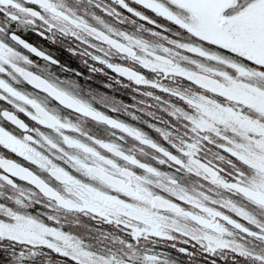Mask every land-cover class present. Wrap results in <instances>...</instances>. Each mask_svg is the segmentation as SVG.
<instances>
[{
	"label": "snow or ice",
	"instance_id": "snow-or-ice-1",
	"mask_svg": "<svg viewBox=\"0 0 264 264\" xmlns=\"http://www.w3.org/2000/svg\"><path fill=\"white\" fill-rule=\"evenodd\" d=\"M30 2L50 19L17 0H0V12L82 31L140 66L108 64L152 89L156 138L11 63L0 43V73L9 64L35 93L0 78L10 104L0 108V264H179L198 253L264 264V0H135L151 39L114 38L61 0ZM79 118L110 131L92 134Z\"/></svg>",
	"mask_w": 264,
	"mask_h": 264
},
{
	"label": "flooded vegetation",
	"instance_id": "flooded-vegetation-1",
	"mask_svg": "<svg viewBox=\"0 0 264 264\" xmlns=\"http://www.w3.org/2000/svg\"><path fill=\"white\" fill-rule=\"evenodd\" d=\"M17 2L22 7H31L40 11L45 19H50L46 12L40 10L38 5L32 4L30 0H17ZM125 2L133 9V13L127 12L114 0H61L65 7L74 10L91 26L113 35L114 38L119 39L115 34L124 32L151 39L150 31H146L151 29V25L134 14L135 12L144 14L145 10L136 4L135 0H125ZM6 11L18 14L11 9ZM148 15L151 17V13ZM28 20L34 22L29 23ZM13 36L16 38L13 39ZM0 43L12 49L14 55L9 57L11 63L40 76L93 109L118 118L156 138V134L148 127L150 118L147 113L150 111L155 113L158 109L151 97L143 94L152 89L139 86L130 78L116 73L114 68L108 67V64H119L142 72L140 66L127 56L96 41L82 31L49 28L42 21L30 17L14 21L5 12H0ZM3 66L6 72L0 73V78L17 90L35 95L31 86L24 82L9 64ZM148 76L154 78L153 74ZM48 106L57 108L52 100L48 101ZM9 107L10 104L0 102V108ZM57 112L62 117L67 115L63 109H57ZM77 122L81 128L92 134L107 136L110 131L102 124L89 119L79 118ZM220 255L224 254L220 253ZM217 260L218 264L232 262L227 257L224 260H219L217 257ZM179 264H208V261L203 259V254L198 253L191 261L181 259Z\"/></svg>",
	"mask_w": 264,
	"mask_h": 264
},
{
	"label": "rangeland",
	"instance_id": "rangeland-1",
	"mask_svg": "<svg viewBox=\"0 0 264 264\" xmlns=\"http://www.w3.org/2000/svg\"><path fill=\"white\" fill-rule=\"evenodd\" d=\"M114 1H117V0H114ZM112 4H117V3H112ZM162 23V22H161Z\"/></svg>",
	"mask_w": 264,
	"mask_h": 264
},
{
	"label": "bare ground",
	"instance_id": "bare-ground-1",
	"mask_svg": "<svg viewBox=\"0 0 264 264\" xmlns=\"http://www.w3.org/2000/svg\"><path fill=\"white\" fill-rule=\"evenodd\" d=\"M229 264H232V262H231V263H229Z\"/></svg>",
	"mask_w": 264,
	"mask_h": 264
}]
</instances>
